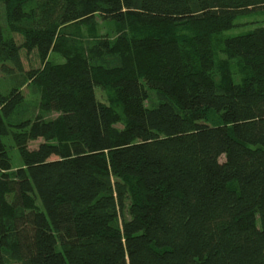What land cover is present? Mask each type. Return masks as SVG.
<instances>
[{"label":"trees","instance_id":"trees-1","mask_svg":"<svg viewBox=\"0 0 264 264\" xmlns=\"http://www.w3.org/2000/svg\"><path fill=\"white\" fill-rule=\"evenodd\" d=\"M253 14L264 0H0V264H264V26L226 37L225 62L212 44ZM98 21L114 40L47 62ZM26 83L43 100L12 124Z\"/></svg>","mask_w":264,"mask_h":264},{"label":"rangeland","instance_id":"rangeland-1","mask_svg":"<svg viewBox=\"0 0 264 264\" xmlns=\"http://www.w3.org/2000/svg\"><path fill=\"white\" fill-rule=\"evenodd\" d=\"M2 22L5 23L4 18ZM264 26V17L261 14H253L245 17H240L234 22V28L228 32L215 35L212 37V44L215 50L216 63L225 62L226 58L222 53V44L226 37H234L245 34L255 28ZM125 33L130 37H138L146 33L145 30H131L126 29ZM118 32L114 24L109 22L98 21L94 26H68L60 30L57 38V45L62 49L61 54L51 53L47 62L51 65L61 64L64 62L63 53L68 50L87 48L95 44L97 40L102 38H108L114 40ZM15 40L21 43V37L14 36ZM23 70L25 72L36 71L42 68L35 53L26 55L24 51L20 52ZM233 74H236L235 63H230ZM236 77V75H235ZM238 79V78H237ZM16 85L14 79H10L0 70V94H8ZM23 95V107L17 111V114L11 119L12 124H17L22 120L33 119V116L39 111V106L43 100V92L40 88H35L31 84L26 83L21 89ZM95 96L98 102L101 104H107V96L99 89L95 90ZM148 100L145 102L146 108H152L157 104L156 98L153 93L148 92ZM9 136L3 139L8 156L11 161V171H15L18 168H22L23 164L18 152V149L12 138V130ZM43 141L37 140L29 142L28 148L30 150L36 149Z\"/></svg>","mask_w":264,"mask_h":264}]
</instances>
